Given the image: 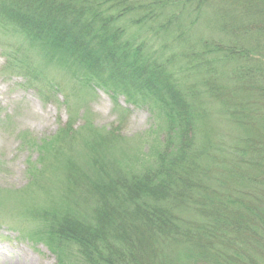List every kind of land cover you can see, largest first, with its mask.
<instances>
[{"label":"trees","instance_id":"16d2710c","mask_svg":"<svg viewBox=\"0 0 264 264\" xmlns=\"http://www.w3.org/2000/svg\"><path fill=\"white\" fill-rule=\"evenodd\" d=\"M0 38L42 99L56 69L159 121L117 163L95 155L115 128L50 154L61 206L35 239L57 264H264V0H0Z\"/></svg>","mask_w":264,"mask_h":264},{"label":"rangeland","instance_id":"374dc122","mask_svg":"<svg viewBox=\"0 0 264 264\" xmlns=\"http://www.w3.org/2000/svg\"><path fill=\"white\" fill-rule=\"evenodd\" d=\"M9 48L0 38V264H57L48 248L35 239L47 214L53 215L61 206L56 190L63 165H49L54 153L84 160L90 155L89 146L97 144L95 134L115 128L120 141L106 145L109 148L99 146L95 155L117 163L159 121L151 116L148 105H129L122 95L114 101L105 91L79 86L56 69L49 70L50 80L43 81L48 87L39 84L48 98L42 99L6 68L3 51ZM55 83L58 91L54 93ZM216 117H211L212 132L233 129ZM69 122L73 138L57 136ZM41 158L43 177L34 186L30 171Z\"/></svg>","mask_w":264,"mask_h":264}]
</instances>
